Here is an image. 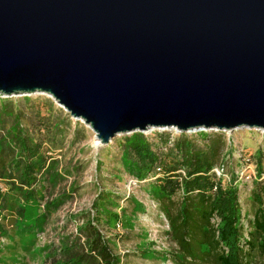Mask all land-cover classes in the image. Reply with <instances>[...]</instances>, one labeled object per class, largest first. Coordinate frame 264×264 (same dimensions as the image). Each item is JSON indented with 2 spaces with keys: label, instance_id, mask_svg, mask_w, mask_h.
I'll use <instances>...</instances> for the list:
<instances>
[{
  "label": "water",
  "instance_id": "obj_1",
  "mask_svg": "<svg viewBox=\"0 0 264 264\" xmlns=\"http://www.w3.org/2000/svg\"><path fill=\"white\" fill-rule=\"evenodd\" d=\"M33 93L100 145L264 131V0H0V96Z\"/></svg>",
  "mask_w": 264,
  "mask_h": 264
},
{
  "label": "trees",
  "instance_id": "obj_2",
  "mask_svg": "<svg viewBox=\"0 0 264 264\" xmlns=\"http://www.w3.org/2000/svg\"><path fill=\"white\" fill-rule=\"evenodd\" d=\"M44 98L23 95L14 103L0 98V180L6 185L5 193L0 194L3 238L12 233L16 217L21 222L29 214L20 200H41L46 188L62 181L52 150L61 148L70 123ZM37 104L44 105L48 113L40 114ZM77 126L75 123L70 142L76 138ZM156 134L157 141L152 142L139 131L130 132L122 135L119 147L130 177L136 181L152 177V200L167 222V236L176 246L171 262L250 264V254L256 252L264 264V177L254 183L250 196L255 206L244 227L235 188L229 183L223 186L211 172L222 162L226 146L223 133H196L200 143L184 133L171 139L166 132ZM38 189L41 196L36 195ZM67 195L60 191L48 201L46 197L43 205L56 207L67 200ZM113 202L99 190L90 207L100 214ZM91 220L85 218L75 227V235L82 240L76 236L65 239L57 250L59 257L51 264H118ZM44 223V217L36 219L33 231L39 232Z\"/></svg>",
  "mask_w": 264,
  "mask_h": 264
},
{
  "label": "rangeland",
  "instance_id": "obj_3",
  "mask_svg": "<svg viewBox=\"0 0 264 264\" xmlns=\"http://www.w3.org/2000/svg\"><path fill=\"white\" fill-rule=\"evenodd\" d=\"M37 99L45 97L52 102L51 109L70 123L65 140L56 153L57 168L62 173V181L52 189L44 190L42 199L18 202L27 209L21 222L15 218L12 233L0 244V264H51L59 257L58 249L65 239L78 237L75 227L87 218L91 220L102 234L111 252L116 255L118 264H173L171 253L175 244L167 236V222L152 200V177L136 181L124 169V159L120 155L119 143L122 135H115L107 144L95 148L93 133L79 119L66 115L63 108L42 94L24 95ZM23 95L0 96L11 102H18ZM40 114H47L44 105L37 104ZM68 116V117H65ZM77 123L76 138L70 142L73 127ZM216 132L217 130L193 129L180 132L175 129L159 130L151 128L141 132L148 141L156 142L157 134L166 132L169 139L184 133L200 143L196 136L199 132ZM84 132V133H82ZM223 133L226 146L223 150L222 166L226 178L221 184H231L237 193L241 222L250 219L254 206L251 191L254 183L264 177V131L254 128H237ZM71 168V170H70ZM260 168V169H258ZM70 171V172H69ZM249 175L248 179L239 177V172ZM259 171L260 174L257 175ZM6 185L0 180V194L5 193ZM68 189V192H67ZM113 198L114 202L107 210L95 214L90 207L98 191ZM64 191L67 200L56 207L43 205L48 197ZM41 190L36 192L41 196ZM176 195L174 199H177ZM178 201V200H176ZM45 219L39 232L33 231L35 220ZM17 225V228H16ZM24 225V227H23ZM41 230V231H40ZM79 236L78 238H80ZM82 240V238H80ZM61 251V250H60ZM250 264H263L256 253L250 254Z\"/></svg>",
  "mask_w": 264,
  "mask_h": 264
},
{
  "label": "built area",
  "instance_id": "obj_4",
  "mask_svg": "<svg viewBox=\"0 0 264 264\" xmlns=\"http://www.w3.org/2000/svg\"><path fill=\"white\" fill-rule=\"evenodd\" d=\"M159 130H163V129H159ZM211 172L214 174V176L216 178H219L221 181L223 178H226V173H225V169L224 167L222 166V164L220 165H217V166H214L212 169H211ZM239 177H242L243 179H248L249 178V175H244V172L241 171L239 172ZM214 189V187H213ZM4 241V238L2 236H0V244Z\"/></svg>",
  "mask_w": 264,
  "mask_h": 264
},
{
  "label": "bare ground",
  "instance_id": "obj_5",
  "mask_svg": "<svg viewBox=\"0 0 264 264\" xmlns=\"http://www.w3.org/2000/svg\"><path fill=\"white\" fill-rule=\"evenodd\" d=\"M34 94H42V93H33V94H29V95H34ZM42 95H44V96H47V95H45V94H42ZM48 97V96H47ZM95 146V148H97V147H99L100 146V143H99V141L98 140H96V142H95V144H94Z\"/></svg>",
  "mask_w": 264,
  "mask_h": 264
}]
</instances>
